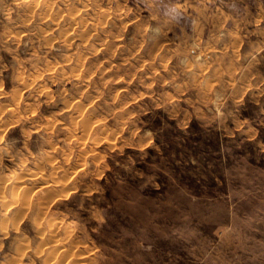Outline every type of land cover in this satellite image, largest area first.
Masks as SVG:
<instances>
[{
    "label": "rangeland",
    "instance_id": "rangeland-1",
    "mask_svg": "<svg viewBox=\"0 0 264 264\" xmlns=\"http://www.w3.org/2000/svg\"><path fill=\"white\" fill-rule=\"evenodd\" d=\"M0 264H264V0H0Z\"/></svg>",
    "mask_w": 264,
    "mask_h": 264
},
{
    "label": "bare ground",
    "instance_id": "bare-ground-1",
    "mask_svg": "<svg viewBox=\"0 0 264 264\" xmlns=\"http://www.w3.org/2000/svg\"><path fill=\"white\" fill-rule=\"evenodd\" d=\"M21 169V168H20Z\"/></svg>",
    "mask_w": 264,
    "mask_h": 264
},
{
    "label": "crops",
    "instance_id": "crops-1",
    "mask_svg": "<svg viewBox=\"0 0 264 264\" xmlns=\"http://www.w3.org/2000/svg\"><path fill=\"white\" fill-rule=\"evenodd\" d=\"M234 8V7H233Z\"/></svg>",
    "mask_w": 264,
    "mask_h": 264
}]
</instances>
